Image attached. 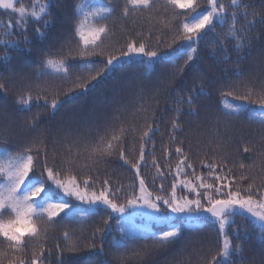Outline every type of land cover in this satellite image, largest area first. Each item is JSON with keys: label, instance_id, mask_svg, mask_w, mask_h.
I'll return each mask as SVG.
<instances>
[{"label": "snow or ice", "instance_id": "6c2138e0", "mask_svg": "<svg viewBox=\"0 0 264 264\" xmlns=\"http://www.w3.org/2000/svg\"><path fill=\"white\" fill-rule=\"evenodd\" d=\"M55 7L56 0H35L29 11L24 6L17 7L16 0H0V10L9 13L7 23L0 21V31L5 37L0 39V48L6 49L0 59L5 70L11 71L9 66L14 59L32 52V48L27 47L33 43L30 32L41 39L46 38V30L52 23L49 18ZM160 7L165 13L171 9V15L160 20L157 0H123L121 4L109 0H79L71 7V19L75 21L71 27L75 47L66 40L58 50L41 53L36 79L20 76L19 90L11 98L9 89L17 81L0 71V117L4 121L0 123V141L6 145L0 146V245L7 248L0 251V257L11 254L13 258L7 260V264H70L71 257H66L65 253L103 256L106 236L112 233L114 224L122 235L110 247L119 250L123 246L121 241L129 239L133 242L153 240L160 246L177 245L189 234L201 231L202 222L211 221L217 234L216 245H201L195 250L198 264H234V256L242 258L244 245L234 244L233 240L247 241L249 231L244 229L242 233L237 217L248 220L264 243V135L259 150L254 145L242 147V154H255L249 157L252 164L240 162L229 166L227 158L221 155L225 145L220 143L215 150L219 160L199 161L200 168L206 172L197 171L182 147L183 141L176 137V133L182 131L184 117L199 114L197 106L201 97L211 96L208 89L218 93L217 103L224 116L240 119L251 114L264 125V82L257 85L250 78L237 83L227 73L243 77V70L219 67L231 60L229 45L236 54L235 64L239 65L246 58L242 53L245 50L250 53L255 40L264 42V33L251 36L257 23L264 24V15L256 11L250 13L248 9L253 6L246 4L245 0H228L227 3L224 0H165ZM118 12L120 20L133 24L141 21L162 23L170 40L161 42L156 37L153 44L151 28L147 34L133 28L119 47L106 43L114 34L108 21L117 18ZM11 14L18 15L19 19H13ZM217 28L221 31L217 32ZM210 36L208 54L215 64L205 69L201 56L205 49L201 42ZM220 53L224 56L221 57ZM136 58L149 68L155 64L165 66L166 85L175 97L169 121V141L176 146L174 151L165 147L162 154L177 157L175 168L170 159L166 168H162L156 159L153 137L159 131V124L152 106L141 105L139 111L146 115L139 131L135 125L126 126L124 122L106 124L102 133L98 129L94 143H83V151L88 154L86 157L80 148L73 153L69 144L65 154L57 160L55 155L50 156L43 133L25 141L14 139L17 132L10 122L8 107L12 112L42 108L54 115L65 104L87 95L107 81L118 67L136 62ZM218 67L219 73L213 75ZM45 77H54L66 87H46L39 83ZM142 92L141 87L138 93L141 98ZM154 99L158 106L159 98ZM40 122L41 113L36 112L24 120L22 127L34 131ZM130 134L138 140V147L133 146L131 156L126 145ZM233 139L228 138L229 141ZM113 156L132 173L133 182L127 189L119 182L114 186L107 178L97 186L92 175L76 172L81 159L90 161L83 164V168L90 170L110 163ZM149 160L155 169L152 178L155 190L142 175V167H147ZM234 168L239 170V175L234 173ZM167 176H171L167 189L163 183L155 186L156 178ZM81 205L88 207L84 209ZM101 207L107 215L94 226L88 243H77L65 230L63 239L69 243L64 247L59 243L47 246L50 228L65 221L86 223L95 218ZM137 217L145 219L143 229L137 227ZM153 227L157 230L152 231ZM0 264H4L3 259ZM96 264L104 262L98 260Z\"/></svg>", "mask_w": 264, "mask_h": 264}, {"label": "trees", "instance_id": "16d2710c", "mask_svg": "<svg viewBox=\"0 0 264 264\" xmlns=\"http://www.w3.org/2000/svg\"><path fill=\"white\" fill-rule=\"evenodd\" d=\"M41 2H44V0H41ZM74 2H79V0H56L55 10L49 18L52 23L46 30V38L41 39L30 32L29 37L33 40V43L27 47H31L32 52L23 58L14 59L9 66L11 71L4 69V62L0 59V71H5L6 76H10L11 80L17 81L16 85L9 89L8 96L10 98L19 90L20 76H27L32 80L36 79L35 72L40 67L41 53H47L49 49L58 50L66 40L75 47L76 40L71 32V27L75 23L71 19V7ZM97 2H102V0H97ZM109 2L121 4L123 0H109ZM164 2L165 0H157V8L161 12L160 20L170 16L172 11L171 9L166 13L163 11L160 6ZM224 2L227 3L228 0H224ZM16 3L17 7L24 6L31 11V5L35 3V0H16ZM245 3L253 6L248 9L250 13L256 11L264 15V0H245ZM11 15L13 19H19L16 14ZM118 17L119 12L117 13V18L108 21L114 34L109 37L106 43L119 47L129 34V30L133 28L143 31L145 34L151 28L153 44L156 43V37H159L161 42L170 40V35L167 34L166 29L162 28V23L153 21L152 24H148L141 21L133 24L131 21L120 20ZM249 19H251V16ZM257 19H259V15ZM8 20L9 13L5 10H0V21L7 23ZM243 23L241 21V24ZM13 28H15V25H13ZM220 31L221 29L217 28V32ZM261 33H264V24L257 23L251 36L257 37ZM0 39H5L3 31H0ZM211 41L212 37L210 36L206 38V41L201 42V47L205 49L201 53L202 65L205 69L215 64V61L208 54L211 50ZM5 51L6 49L0 48V58L3 57ZM217 51L219 52V49ZM228 54L231 55V60L227 64H221L219 67H238L244 72L243 77H236L232 72H228L227 76L231 77L234 82L239 83L241 80L247 81L250 78L254 79L257 85L264 82V42L259 39L255 40L250 53L248 50L242 53L246 58L239 65L235 64L236 54L232 51L231 45L228 47ZM10 55H15V53H10ZM220 56L223 57L224 53H220ZM91 59H95V57ZM219 67L216 68L213 75L219 73ZM49 71L53 70L50 69ZM39 83L46 87L51 86L54 89L66 87L62 81L56 80L54 77H45L44 81H39ZM190 84L191 80L188 81V85ZM141 87L143 88V98L138 95ZM208 91L211 92V96H202L197 106L199 114L185 116L182 131L176 133L177 139L183 141L182 147L190 162L197 168L198 172H206V169L200 168L199 161L204 159V162L207 163L219 160L220 156L215 154V150L218 144L224 143L225 147L221 155L227 158L229 166L240 162L252 164L253 161L249 157L255 154L253 152L242 154V147L245 144L249 147L254 145L259 150L261 147V136L264 135V125L258 122L257 116L251 114L247 118L241 117L240 119L224 116L220 110V105L217 103L218 93L212 89H208ZM155 97L160 100L158 106L155 103ZM174 99L172 89L166 85L165 66L155 64L149 68L146 63L136 58V62L118 67L107 81L101 83L87 95L75 98L71 103L65 104L54 115L42 108L35 107L31 112H12L10 107L7 110L10 113V122L15 126L17 132V137L14 139L25 141L43 133L50 156L55 155L57 160H60L69 144L72 145L73 153H75L77 148H80L83 156L86 157L88 154L83 151V143H94L97 130L99 129L102 133L106 124L124 122L126 126L128 124L135 125L137 131H139L144 125L143 117L146 115L139 111L141 105L152 106L155 110V120L159 124V131L153 137L156 143V159L160 162L162 168H166L167 161L170 159L172 167L175 168L177 157L174 155L167 157L162 154L165 147H170L174 151L176 146L175 143L169 141V121L173 115L171 110L175 106ZM10 104L11 100H9ZM253 107L256 106L254 105ZM36 112L41 113L40 126L34 131L23 128L24 120L30 118ZM3 122V117H0V123ZM217 129L219 130L218 132L216 131ZM229 137H234V139L229 141ZM77 140L81 143H73V141ZM126 145L128 154L131 156L133 146L138 147V140L135 139L133 134L128 136ZM0 146L6 145L0 141ZM110 161V163L100 164L98 167H93L89 170L83 168V164L90 163V161L81 159L76 172H87L92 175L96 179L97 186L102 180L107 178L114 186L119 182L127 189V186L133 182L132 173L128 171L127 167L122 166V162L116 156L111 157ZM233 171L236 175H239L238 169L234 168ZM142 175L149 183V187L155 190L152 185L155 169L151 166L150 160L147 167H142ZM77 178L79 179L80 176L77 175ZM170 182L171 176H167L164 179L156 178L155 186L158 187L160 183H163L167 189ZM181 194L178 190V195ZM81 207L86 209L88 206L81 205ZM106 215V210L100 208L95 218L86 223L78 221L68 223L65 221L58 226H53L49 230L50 238L47 241V246L59 243L61 247H64L65 244L69 243L70 241L63 239L62 233L65 230L70 232L73 240L77 243H88L92 229L100 222L101 217ZM236 219L242 233L244 229H248L249 238L247 241L233 240L234 244L241 243L244 245L242 258L234 256V264H264V243L259 238V232L253 231L252 225L248 220H242L240 217ZM135 223L139 229H143L145 225L138 219H136ZM202 223L203 228L201 231L189 234L177 245L160 246L153 240L145 241L139 239L133 242L129 239L127 242L121 241L123 246L119 250L110 247L115 241H119L122 235L114 224L112 233L106 236L107 243L103 256L90 253H65V256L71 257L70 264H96L98 260H102L104 264H198L195 250L201 245L214 247L217 241V234L212 222ZM127 226L126 223L125 227ZM157 227H153L151 230L156 231ZM6 250V245H0V251ZM53 253H55L54 249ZM12 258L11 254L7 257H0V259H3L4 264H7V260Z\"/></svg>", "mask_w": 264, "mask_h": 264}, {"label": "rangeland", "instance_id": "374dc122", "mask_svg": "<svg viewBox=\"0 0 264 264\" xmlns=\"http://www.w3.org/2000/svg\"><path fill=\"white\" fill-rule=\"evenodd\" d=\"M86 206H87V205H86ZM101 208H103V207H101ZM136 219H138V220L142 221L144 224L146 223V221H145V219H144V218L137 217Z\"/></svg>", "mask_w": 264, "mask_h": 264}]
</instances>
